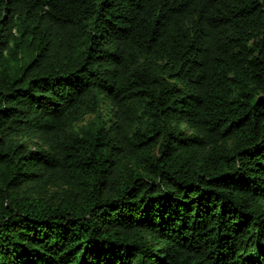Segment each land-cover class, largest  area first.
I'll use <instances>...</instances> for the list:
<instances>
[{"label": "trees", "instance_id": "1", "mask_svg": "<svg viewBox=\"0 0 264 264\" xmlns=\"http://www.w3.org/2000/svg\"><path fill=\"white\" fill-rule=\"evenodd\" d=\"M0 264H264V0H0Z\"/></svg>", "mask_w": 264, "mask_h": 264}, {"label": "rangeland", "instance_id": "2", "mask_svg": "<svg viewBox=\"0 0 264 264\" xmlns=\"http://www.w3.org/2000/svg\"><path fill=\"white\" fill-rule=\"evenodd\" d=\"M91 119H92V117H86V118H85V121L80 122L78 125H79V126H82V125H84L86 122H89Z\"/></svg>", "mask_w": 264, "mask_h": 264}]
</instances>
